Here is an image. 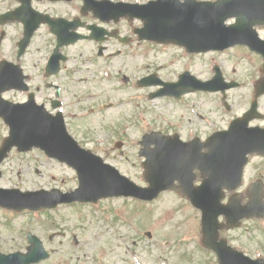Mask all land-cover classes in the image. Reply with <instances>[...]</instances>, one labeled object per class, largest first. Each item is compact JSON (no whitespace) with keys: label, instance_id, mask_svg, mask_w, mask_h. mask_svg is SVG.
Instances as JSON below:
<instances>
[{"label":"rangeland","instance_id":"obj_1","mask_svg":"<svg viewBox=\"0 0 264 264\" xmlns=\"http://www.w3.org/2000/svg\"><path fill=\"white\" fill-rule=\"evenodd\" d=\"M3 6H5V0H0V7ZM30 47L27 62L33 68L32 60L37 61L40 58L42 64L44 63L47 54L52 48L51 38L41 32L34 38ZM154 56L156 63L168 57L166 55ZM136 59L139 63L135 74L145 71L146 66H148L146 62H149V60L146 61L145 59ZM78 61H83V59L80 57ZM228 62L235 63V60L228 59ZM229 63H226V69L228 73H232ZM241 65L243 66V63ZM98 68L99 66L92 67L95 73ZM129 68H132V66H129ZM179 68V61H175L163 71L169 73L171 77H175V72ZM197 68H199L200 77L203 78L207 77L211 72L204 61H202L201 65L196 64L195 69ZM165 72H161V76L165 77L167 75ZM238 72L237 74L241 75V70ZM82 77L83 74L72 76V82L69 86L72 88L70 97L74 96L73 94L76 90L78 92L86 91L88 96H91L92 92L99 94L100 91L110 89V84L93 78L84 79ZM125 94L120 93V91L116 92L114 93V99L118 96H125ZM185 101L194 104V109L197 111L201 110L202 112L200 113H205L206 115L209 113L208 107L214 102L210 99H204L203 95L201 97L199 95H190ZM72 102H74L73 99ZM130 108V104H121L122 116L124 112H129ZM145 108L147 109L145 116L149 117L150 115L153 118L154 130L171 133L172 130L176 129L178 132L181 131L180 133L184 137L189 135L186 126L188 125L187 120L191 115L190 110H187L183 103L164 98L154 99ZM118 109L108 110L103 115H109ZM96 116L92 115V117L87 118L88 121H81V129L76 134L78 136H87L89 140L92 139L87 141L89 148L92 147L91 149L94 152L105 156L123 174L142 184L143 170L138 164L136 165L137 147L134 143L139 136L140 127L129 125V129L123 134L124 137L122 136L126 144L119 147L112 148L108 143L104 145L98 143L97 145L95 143L96 138H100V135H103L106 130L97 131L98 135H96L93 130L95 128L99 129L98 119H95ZM119 125H122V122H119ZM198 127L200 130L199 135L203 134L205 131L204 126L199 122ZM2 133L4 131L2 125H0V134ZM261 163L263 162L254 159L251 162L252 165L250 164L247 167L246 174L250 175L253 169H256V165ZM37 168V175L31 171L25 174V183L19 184L21 187L25 189L59 187L62 190H68L77 185L74 170L48 160L44 156H41L37 163ZM12 180H17L15 172L12 173ZM246 181L244 180V182ZM8 183L5 178L4 184ZM104 202L99 205L100 207L61 205L56 210L44 211L38 214H29L27 212L11 214L0 211V252L24 251L28 245L26 234L31 231L42 240L48 251H52L51 258L37 264H99L102 261L104 264H212L213 261L210 255L198 248V239L200 237L198 215L196 214L195 217L189 215L190 210L188 209L184 212L185 209L181 207L186 208L187 206H179V200L169 193L160 195L153 204H146L149 210L141 203L132 202L130 205V202L122 199H110V201ZM136 206L137 208H135ZM101 207L107 208L108 211L103 214V210H100ZM109 208L111 212H109ZM129 209L133 210L131 214H129ZM243 223L248 229L235 230L230 233V238L237 241L236 243L247 252L255 254L256 251L260 250V245L264 244V232L261 231L257 224L259 220L252 219ZM139 228L143 232L149 231L152 238L149 239L144 235L139 236ZM73 235L76 236L77 244L71 239ZM183 236H185L186 240L182 242L180 238ZM165 239L169 241L166 244L168 245V250L165 252L167 260L163 253L165 251L163 244ZM127 246L135 252L131 254L136 257L133 260L125 251ZM186 251H189L198 262L183 261L181 255Z\"/></svg>","mask_w":264,"mask_h":264},{"label":"water","instance_id":"obj_2","mask_svg":"<svg viewBox=\"0 0 264 264\" xmlns=\"http://www.w3.org/2000/svg\"><path fill=\"white\" fill-rule=\"evenodd\" d=\"M250 5V2H246L244 6L248 8ZM235 7V5H233ZM219 42L220 40H215ZM68 139L64 129L62 126H59V132H58V142L65 144V140ZM45 145L50 147V144L48 142H45ZM57 147V146H56ZM55 147V148H56ZM74 152V150H73ZM73 152L71 150V145H67L65 148L62 150L59 149V151H53V154L49 153L51 156H56L60 158H67L73 165L74 167L78 170L79 173V178H80V183H81V188L76 190L73 194H67L63 198H56L50 203V200L46 197H49L50 194L45 193L43 191L37 193V196L35 198H32L29 196V194H22L20 195V199L24 200V206L29 207L31 209H39L43 207H52L55 206L57 203L60 202H65V201H73V200H97L100 197L107 196L109 193L108 189L111 186H114L117 188V191L120 193L124 194H133V195H138V189L133 186L131 183H129L127 180L119 178V177H112L110 179V174L108 172V166H96L98 167L97 170L94 171L93 174H96L99 177V181L102 183L99 184L98 186H93L94 183H98V180H92L90 178H87L85 176V173H83V169L79 166L78 162L73 160ZM75 156L78 155L76 152H74ZM102 170V171H101ZM162 179L159 181H155V183H150L151 187L150 189L146 190V197L147 198H152L157 195L158 191L167 189V188H177L173 187L171 184H161ZM185 188H189L186 187ZM182 189V188H179ZM184 189V188H183ZM189 193H192L195 191L193 189H190L188 191ZM209 194L208 192L201 190L198 194V196H205ZM256 195V194H255ZM3 198H8L4 197V195H0ZM0 200V205L10 207L12 208L13 205L8 204L4 202L3 200ZM21 208V207H20ZM29 241L31 245L27 248L28 252L26 254H21V253H14L10 255H2L0 254V264H29L31 262L38 261L42 258H45L47 254L45 253L44 249L42 248L41 242L34 236L29 235Z\"/></svg>","mask_w":264,"mask_h":264},{"label":"flooded vegetation","instance_id":"obj_3","mask_svg":"<svg viewBox=\"0 0 264 264\" xmlns=\"http://www.w3.org/2000/svg\"><path fill=\"white\" fill-rule=\"evenodd\" d=\"M83 2H84L83 0H72V1L68 2L69 5H62L61 6V11H62L63 14H61V15H64V14L74 15V17H80L81 20L90 21V19H94V21H95L94 16L91 13H89V12H87L86 14H84V16H80V9L83 6ZM133 51L136 52V49H126V48H124V49H121L120 50V52L117 54V56H122L123 54H125L126 56H131L132 57V56H134ZM82 55H86V54H82ZM150 62L152 63V60ZM150 66L153 67V64H151ZM130 73L132 74L131 71H130ZM71 89H72L71 87H66L63 90L62 93L60 92V97L59 98L60 99L63 98V100H65V101H63L64 107L70 105V103H71V98H70V94H71L70 91H71ZM74 92L75 93L76 92L78 93L77 90L74 91ZM79 93L83 94L84 92H79ZM80 100L81 99H78L76 101V103L77 104L80 103ZM76 109L82 110L83 107L77 105L76 106Z\"/></svg>","mask_w":264,"mask_h":264}]
</instances>
